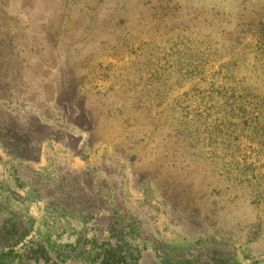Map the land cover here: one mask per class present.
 I'll return each instance as SVG.
<instances>
[{
	"label": "rangeland",
	"instance_id": "1",
	"mask_svg": "<svg viewBox=\"0 0 264 264\" xmlns=\"http://www.w3.org/2000/svg\"><path fill=\"white\" fill-rule=\"evenodd\" d=\"M0 264H264V0H0Z\"/></svg>",
	"mask_w": 264,
	"mask_h": 264
}]
</instances>
